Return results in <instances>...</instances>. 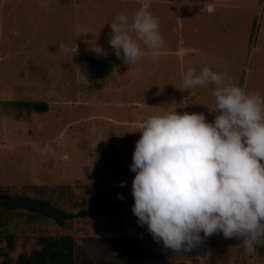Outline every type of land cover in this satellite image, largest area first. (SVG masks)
Instances as JSON below:
<instances>
[{"label": "rangeland", "instance_id": "1", "mask_svg": "<svg viewBox=\"0 0 264 264\" xmlns=\"http://www.w3.org/2000/svg\"><path fill=\"white\" fill-rule=\"evenodd\" d=\"M145 3L159 18L164 48L157 59L145 48L127 65L109 44L107 22L131 18ZM205 66L264 94V0H0V191L72 215L60 226L0 210V234L14 238L12 248L3 239L0 262L29 254L40 236L70 235L75 264H264V246L249 255L221 233L174 252L132 212L137 129L176 106L212 122L214 85L183 90L182 73ZM100 142L116 149L106 163Z\"/></svg>", "mask_w": 264, "mask_h": 264}, {"label": "clouds", "instance_id": "2", "mask_svg": "<svg viewBox=\"0 0 264 264\" xmlns=\"http://www.w3.org/2000/svg\"><path fill=\"white\" fill-rule=\"evenodd\" d=\"M107 23L109 44L127 65L145 48L154 59L162 54L159 18L146 3L131 18L121 13ZM182 81L183 90L214 85L216 115L208 122L204 113H178L176 106L141 122L129 165L132 212L174 252L221 233L254 255L264 246V94L246 92L207 66L188 68Z\"/></svg>", "mask_w": 264, "mask_h": 264}, {"label": "trees", "instance_id": "3", "mask_svg": "<svg viewBox=\"0 0 264 264\" xmlns=\"http://www.w3.org/2000/svg\"><path fill=\"white\" fill-rule=\"evenodd\" d=\"M8 105H11L13 108H18L20 105H27L32 110L40 112L47 110V105L43 102H34L31 104L12 102L8 103ZM97 152L101 156L102 162L106 163L116 153V149L107 142H100L97 145ZM31 187L38 188V186ZM0 210H24L30 213L40 214L52 219L60 226H63L64 222L72 217L70 213L55 208L47 200H41L28 195H11L4 191H0ZM3 239H5L8 248H12L14 245L12 235L6 234L3 238L0 234V252ZM38 244L39 247L33 249L29 254H19L15 262L7 254L4 255L0 264H75V240L72 236L62 235L54 237L43 235L40 236Z\"/></svg>", "mask_w": 264, "mask_h": 264}, {"label": "crops", "instance_id": "4", "mask_svg": "<svg viewBox=\"0 0 264 264\" xmlns=\"http://www.w3.org/2000/svg\"><path fill=\"white\" fill-rule=\"evenodd\" d=\"M210 10H211V6H210Z\"/></svg>", "mask_w": 264, "mask_h": 264}]
</instances>
